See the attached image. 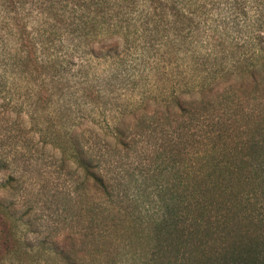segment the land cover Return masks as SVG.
<instances>
[{
  "label": "trees",
  "instance_id": "1",
  "mask_svg": "<svg viewBox=\"0 0 264 264\" xmlns=\"http://www.w3.org/2000/svg\"><path fill=\"white\" fill-rule=\"evenodd\" d=\"M0 100L82 197L44 234L0 152V264H264V0H0Z\"/></svg>",
  "mask_w": 264,
  "mask_h": 264
},
{
  "label": "rangeland",
  "instance_id": "2",
  "mask_svg": "<svg viewBox=\"0 0 264 264\" xmlns=\"http://www.w3.org/2000/svg\"><path fill=\"white\" fill-rule=\"evenodd\" d=\"M72 66L64 68V74L71 80L75 81L69 73ZM97 68V67H96ZM99 73L108 69L107 65L98 66ZM70 74V77H69ZM73 74H76L74 71ZM106 73H102V76ZM104 79V78H103ZM2 101L0 100V104ZM98 111H96L97 113ZM108 116L109 112L105 111ZM99 114V113H97ZM90 110L77 112L75 117L79 119H93L97 117ZM105 126L107 123H105ZM19 131L12 124L2 121L0 118V152L9 160H15V167L18 170V176L21 177L25 193L34 205V218L38 227L44 234L57 231L70 230L79 228L82 219L80 213L81 195L77 191L78 176L72 172L58 173L49 157L35 158L28 154L26 143L18 138ZM5 177V172H0V178ZM148 176L139 175L137 184L141 190L148 188L152 182L145 184ZM154 183V182H153ZM152 186L146 190L148 194L141 193V208L145 211L148 209H158V199L155 197ZM26 196V197H27ZM44 234H42L44 236Z\"/></svg>",
  "mask_w": 264,
  "mask_h": 264
}]
</instances>
